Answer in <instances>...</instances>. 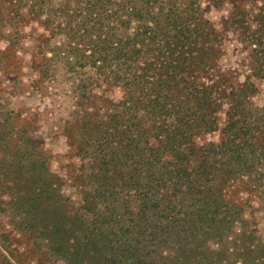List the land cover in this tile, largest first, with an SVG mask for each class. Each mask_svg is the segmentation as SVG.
<instances>
[{
  "label": "trees",
  "instance_id": "trees-1",
  "mask_svg": "<svg viewBox=\"0 0 264 264\" xmlns=\"http://www.w3.org/2000/svg\"><path fill=\"white\" fill-rule=\"evenodd\" d=\"M210 8L226 11L220 28ZM32 20L44 31L30 68L70 85L63 131L88 171L69 216L29 126L0 105V212L25 240L0 230V264H29V251L34 264H218L241 224L231 193L264 200V102L251 101L264 0H0L3 73ZM228 33L247 51L241 82L218 66Z\"/></svg>",
  "mask_w": 264,
  "mask_h": 264
},
{
  "label": "rangeland",
  "instance_id": "rangeland-1",
  "mask_svg": "<svg viewBox=\"0 0 264 264\" xmlns=\"http://www.w3.org/2000/svg\"><path fill=\"white\" fill-rule=\"evenodd\" d=\"M225 15V10L215 8H210L205 13L206 18L217 28H220L221 17ZM7 29L9 28L6 31ZM43 31L36 20L23 22L19 39L9 49L7 56L11 61L7 63L10 65L7 66L6 73H3L4 63L0 59V105L6 111L13 112L19 123L29 126L31 136L37 140L39 149L45 156L48 169L61 179V206L70 216L81 204L83 186L80 179L88 169L81 168L82 160L68 145L63 131L64 120L71 119L70 112L74 103L70 85L68 82H61L62 76H58L55 82H40L37 73L30 68L32 56L37 52L39 34ZM6 46L7 40L0 35V49L3 50ZM221 48L223 53L218 60L219 68L235 71L241 82L244 75L249 74L247 51L230 33L222 42ZM251 80L257 88L251 101L256 106H261L264 102V81L255 77ZM120 95L118 88L110 87L102 96L117 101ZM222 115L221 112L218 115L219 127ZM206 139L217 141L218 131L211 133ZM261 198L256 191L247 190L243 186L231 193V199L237 200L241 208V224L234 228L233 233L224 237L222 258L218 264H264V200ZM131 205L129 203V207ZM0 230L12 231V238L16 243L25 242L13 229L8 213L0 212ZM28 257L29 264H34L38 255L29 251ZM255 257L263 258L257 261Z\"/></svg>",
  "mask_w": 264,
  "mask_h": 264
}]
</instances>
